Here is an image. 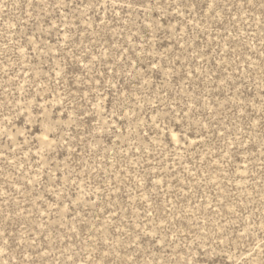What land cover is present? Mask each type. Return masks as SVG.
<instances>
[{
    "label": "rangeland",
    "instance_id": "1",
    "mask_svg": "<svg viewBox=\"0 0 264 264\" xmlns=\"http://www.w3.org/2000/svg\"><path fill=\"white\" fill-rule=\"evenodd\" d=\"M0 264H264V0H0Z\"/></svg>",
    "mask_w": 264,
    "mask_h": 264
}]
</instances>
